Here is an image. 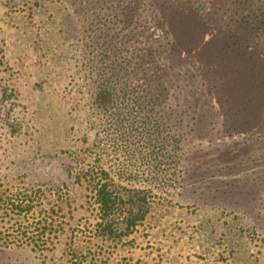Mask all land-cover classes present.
I'll use <instances>...</instances> for the list:
<instances>
[{
  "label": "rangeland",
  "instance_id": "374dc122",
  "mask_svg": "<svg viewBox=\"0 0 264 264\" xmlns=\"http://www.w3.org/2000/svg\"><path fill=\"white\" fill-rule=\"evenodd\" d=\"M0 264H264V0H0Z\"/></svg>",
  "mask_w": 264,
  "mask_h": 264
},
{
  "label": "trees",
  "instance_id": "16d2710c",
  "mask_svg": "<svg viewBox=\"0 0 264 264\" xmlns=\"http://www.w3.org/2000/svg\"><path fill=\"white\" fill-rule=\"evenodd\" d=\"M97 201L100 205V209L104 212L110 213L114 209V204L118 199L117 196H114L113 192L108 190L107 185H104L97 193ZM137 216L134 218L132 224L137 220Z\"/></svg>",
  "mask_w": 264,
  "mask_h": 264
}]
</instances>
